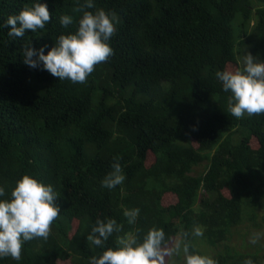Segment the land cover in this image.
<instances>
[{"label":"trees","instance_id":"16d2710c","mask_svg":"<svg viewBox=\"0 0 264 264\" xmlns=\"http://www.w3.org/2000/svg\"><path fill=\"white\" fill-rule=\"evenodd\" d=\"M33 2L0 0V25ZM43 2L53 14L44 30L10 38V26L0 27V185L7 198L24 174L37 176L58 192L61 214L47 239L0 264H89L103 249L86 237L106 216L123 231L105 248L158 227L168 250L186 239L202 254L218 250L219 264H264L261 248L231 243L246 223L264 227V114L232 116L215 75L240 67L247 52L264 60V0H95L119 24L114 54L84 83L23 62L25 44L51 47L82 16L83 0ZM62 13L74 17L67 29ZM117 157L126 179L104 188ZM131 208L140 214L130 225ZM196 227L203 236L192 235Z\"/></svg>","mask_w":264,"mask_h":264},{"label":"clouds","instance_id":"9594fccd","mask_svg":"<svg viewBox=\"0 0 264 264\" xmlns=\"http://www.w3.org/2000/svg\"><path fill=\"white\" fill-rule=\"evenodd\" d=\"M87 9H95L89 11ZM77 11L82 16L76 21V29L60 34L53 46L45 44L35 48L25 44L23 62L30 68L48 71L59 80L68 79L73 83H84L94 71L95 66L106 61L114 54L110 44L117 31L119 14L112 10L97 8L95 0H83ZM53 20L48 4L43 0H34L31 6L23 7L18 14L9 15L0 27H9L10 38L23 37L27 31L36 33L44 30ZM60 25L67 29L74 23L71 14L59 16ZM235 70H218L216 77L222 83V89L230 93L227 97L228 112L240 118L245 114H264V60L247 52ZM120 158H114L109 171L101 180V186L114 189L126 179ZM6 197V189L0 185V259L11 257L19 261L22 249L27 241L36 238L47 239L54 221L61 214L57 203L59 194L51 183L32 174H24ZM140 214L139 208L124 210L127 222L135 224ZM123 224L115 217L97 218L86 237L102 252L89 258V264H166L171 253L166 248L163 228L152 227L142 240L132 232L118 235L114 247L105 248V242L114 233H121ZM194 236H203L201 227H196ZM188 233H184L186 238ZM253 237L252 243H256ZM183 253V264H219L209 254H202L186 239L177 242L175 252ZM243 264H255L248 258Z\"/></svg>","mask_w":264,"mask_h":264},{"label":"rangeland","instance_id":"374dc122","mask_svg":"<svg viewBox=\"0 0 264 264\" xmlns=\"http://www.w3.org/2000/svg\"><path fill=\"white\" fill-rule=\"evenodd\" d=\"M204 166L202 167H198L197 168V172H203L204 171ZM169 201L173 202L174 201V198H170ZM259 221H261L262 219V215H260L259 217ZM252 226V224L250 223H246V225L244 226H240L239 229H240V234H236L233 238V241H231L232 244H235L237 247H241L242 243L245 241L247 245H250V247H248V250L250 251H256V246L257 248H261V251H260V255L261 257L264 255V227H263V230L261 231H258L255 227H249V226ZM245 226H248V227H245ZM244 235H247V238L243 239L242 236ZM253 237H256L257 239V242L256 243H252V239ZM178 240V239H177ZM177 240L174 242L173 244V247L170 248V255L168 257H166V264H182L183 263V253L182 251L180 252V254H177L175 252V246L177 244ZM255 247H253V246ZM208 252L209 255L211 256H216L217 255V252L218 250H209ZM59 264H70V262H60Z\"/></svg>","mask_w":264,"mask_h":264}]
</instances>
